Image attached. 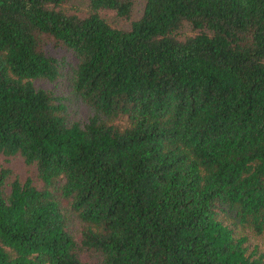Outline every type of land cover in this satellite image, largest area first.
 Wrapping results in <instances>:
<instances>
[{
	"label": "trees",
	"instance_id": "obj_1",
	"mask_svg": "<svg viewBox=\"0 0 264 264\" xmlns=\"http://www.w3.org/2000/svg\"><path fill=\"white\" fill-rule=\"evenodd\" d=\"M73 1L0 0V264H264V0Z\"/></svg>",
	"mask_w": 264,
	"mask_h": 264
},
{
	"label": "rangeland",
	"instance_id": "obj_2",
	"mask_svg": "<svg viewBox=\"0 0 264 264\" xmlns=\"http://www.w3.org/2000/svg\"><path fill=\"white\" fill-rule=\"evenodd\" d=\"M86 4H87V0H76L71 3L70 7L72 9L81 10L86 7ZM143 4H144V0H137L131 18L115 19L114 17H111L113 19V22L123 27L128 26L131 20L136 19L140 15ZM109 15H112V14H109ZM44 85L50 86L49 84H44ZM1 161L2 159L0 158V162ZM8 165L10 166V168L15 174H18L20 176H24L28 172L27 167L21 162L19 158H13L10 161V163H8ZM248 236H249V243L251 245H257L258 250L264 253V236H254V235H251L250 233Z\"/></svg>",
	"mask_w": 264,
	"mask_h": 264
}]
</instances>
